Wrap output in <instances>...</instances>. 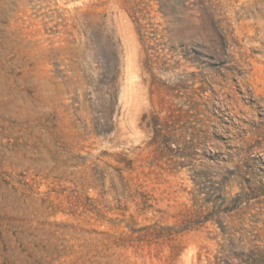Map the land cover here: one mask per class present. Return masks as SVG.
Listing matches in <instances>:
<instances>
[{
  "label": "rangeland",
  "instance_id": "obj_1",
  "mask_svg": "<svg viewBox=\"0 0 264 264\" xmlns=\"http://www.w3.org/2000/svg\"><path fill=\"white\" fill-rule=\"evenodd\" d=\"M0 264H264V0H0Z\"/></svg>",
  "mask_w": 264,
  "mask_h": 264
},
{
  "label": "trees",
  "instance_id": "obj_2",
  "mask_svg": "<svg viewBox=\"0 0 264 264\" xmlns=\"http://www.w3.org/2000/svg\"><path fill=\"white\" fill-rule=\"evenodd\" d=\"M2 242V240H1V238H0V243ZM12 264H15V261L14 262H12Z\"/></svg>",
  "mask_w": 264,
  "mask_h": 264
}]
</instances>
